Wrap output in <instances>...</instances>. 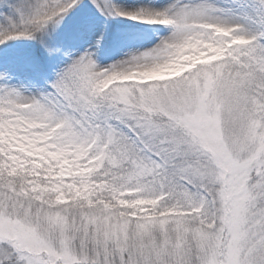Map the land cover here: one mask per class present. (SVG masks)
Here are the masks:
<instances>
[{
  "label": "snow or ice",
  "instance_id": "snow-or-ice-1",
  "mask_svg": "<svg viewBox=\"0 0 264 264\" xmlns=\"http://www.w3.org/2000/svg\"><path fill=\"white\" fill-rule=\"evenodd\" d=\"M0 264H264V0H0Z\"/></svg>",
  "mask_w": 264,
  "mask_h": 264
}]
</instances>
